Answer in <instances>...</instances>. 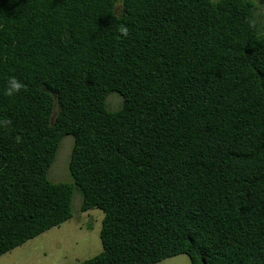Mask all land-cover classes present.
I'll list each match as a JSON object with an SVG mask.
<instances>
[{"label": "trees", "instance_id": "obj_1", "mask_svg": "<svg viewBox=\"0 0 264 264\" xmlns=\"http://www.w3.org/2000/svg\"><path fill=\"white\" fill-rule=\"evenodd\" d=\"M255 11L253 0H0V257L72 219L77 191L81 212L105 213L102 252L79 264H264ZM12 77L23 87L9 95ZM68 135L73 183H54Z\"/></svg>", "mask_w": 264, "mask_h": 264}, {"label": "rangeland", "instance_id": "obj_2", "mask_svg": "<svg viewBox=\"0 0 264 264\" xmlns=\"http://www.w3.org/2000/svg\"><path fill=\"white\" fill-rule=\"evenodd\" d=\"M253 1L256 19L264 32V0ZM123 102V97L113 92L108 96L106 105L109 110L116 111L122 107ZM73 146L74 137L65 136L48 171L50 181L73 183L69 170ZM81 205L82 196L76 191L72 219L4 254L0 257V264H79L99 255L103 250L100 233L105 213L100 209L81 212ZM156 264L192 263L188 255L182 254Z\"/></svg>", "mask_w": 264, "mask_h": 264}, {"label": "clouds", "instance_id": "obj_3", "mask_svg": "<svg viewBox=\"0 0 264 264\" xmlns=\"http://www.w3.org/2000/svg\"><path fill=\"white\" fill-rule=\"evenodd\" d=\"M121 33L124 36L128 35L126 28L121 29ZM22 87H23L22 83L19 80H17L15 77H12L8 81V89H7L8 94L9 95L16 94L21 90Z\"/></svg>", "mask_w": 264, "mask_h": 264}]
</instances>
